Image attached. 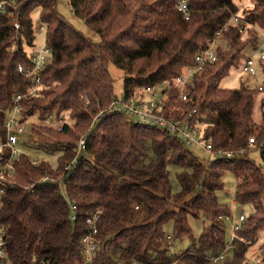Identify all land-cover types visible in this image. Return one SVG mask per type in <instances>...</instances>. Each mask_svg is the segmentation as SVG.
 <instances>
[{"label": "trees", "instance_id": "trees-1", "mask_svg": "<svg viewBox=\"0 0 264 264\" xmlns=\"http://www.w3.org/2000/svg\"><path fill=\"white\" fill-rule=\"evenodd\" d=\"M243 1L189 0L193 12L186 20L176 0H67L72 14L99 35V42L60 13L58 0H15L0 13V142L6 141L13 97L28 94L21 102L23 125L30 124L26 144L58 155L57 166L27 153L16 163L17 182L5 188L0 208L10 264H84L86 221L97 210L95 264H253L251 248L262 241L264 250V146L252 148L248 142L256 135L264 144V113L255 127L264 91L220 86L264 42V0ZM233 14L239 16L237 24ZM243 21L250 25L245 33L240 31ZM39 26L54 58L30 96L31 80L17 68L32 66L29 54ZM220 40L225 47L216 46ZM213 41L216 60L188 80L190 100L183 103L180 89L169 90L164 83L173 84L193 67ZM111 65L123 72L125 97L155 87L167 95L166 115L184 118L200 107L196 122L203 125L204 142L212 145L209 157L199 159L181 137L107 112L118 97ZM259 67L264 84V61ZM51 115L62 120L61 131L46 123ZM32 117L38 122H29ZM82 138L84 151H79ZM228 152L234 157L218 156ZM254 152L260 163L252 158ZM7 155L5 148L0 159ZM177 166L186 172L178 175L181 191L173 193L171 168ZM227 173L239 180L235 200L253 208L230 239L224 218L232 211L218 198ZM136 206L145 212L143 218ZM199 215L210 225L195 237L189 216ZM187 239L189 245L176 251Z\"/></svg>", "mask_w": 264, "mask_h": 264}, {"label": "built area", "instance_id": "built-area-1", "mask_svg": "<svg viewBox=\"0 0 264 264\" xmlns=\"http://www.w3.org/2000/svg\"><path fill=\"white\" fill-rule=\"evenodd\" d=\"M15 0H2L0 1V13H6L10 6L14 5ZM176 8L180 13L183 14L186 20H189L193 10L190 7L189 0H176ZM12 17L13 13L10 14ZM15 28L18 30L20 24L16 18L13 20ZM232 21L237 24L240 19L238 14H233ZM244 24V25H243ZM250 25L245 21L242 22L240 31L242 33L246 32L247 27ZM40 34L44 36V27L39 26ZM261 35L264 37V31L261 30ZM221 36L220 32H217L215 39H219ZM215 41L210 43V46L201 51L195 58V65L191 68H186L183 74L174 80V83H164L167 88L180 89L179 98L183 103L190 100V89L187 82L190 78H193L197 73L204 70L207 62L216 60V50L214 49ZM257 58L254 56L247 57L242 65V69L245 73L255 76L259 69V63L264 61V42L256 50ZM32 66L25 69L23 66H18L17 71L20 74H24L27 78L31 80V87L29 90V95L33 96L39 88L41 72L47 64L54 58L53 51L44 43L41 49L35 52H30L29 54ZM259 91H264V86H258ZM28 94H18L13 97L12 107L8 115L6 122L7 135L6 141L4 143L0 142V152L5 148L8 149V155L0 159V208L3 205L2 195L5 192V188L15 186L17 179L15 177L16 173V163L21 160V158L26 154L22 146L26 144L25 133L26 129L23 123L22 116V105L23 99L27 98ZM168 102L167 95L161 88L147 87L146 90L141 95H133L125 97H116L111 103L107 112L124 114L130 116L133 122L143 126H153L159 128L162 131L167 132L171 136L181 137L187 144L192 146H204L205 149L211 153L212 145L210 143H205L202 138V128L196 125L198 119V114L200 107L193 109L191 112L186 114V117H173L172 113L166 115L164 111V104ZM105 115L101 113L100 117ZM182 118V119H181ZM46 123L53 124L59 131L62 130V120H55L54 116L51 115L46 119ZM199 124V123H197ZM200 125V124H199ZM85 139L82 138L78 143L79 151H84ZM248 145L252 148L261 149L264 144L258 142L256 135H252L249 138ZM225 155L227 158L234 157V153H220L218 156ZM32 163L37 165L38 161L33 160ZM43 179L42 181H45ZM36 184L32 187L34 188ZM139 206H136V210ZM100 210H97L87 218V224L89 226V232L83 238L84 245V264H95V260L98 256L99 245L96 239L98 234V220L100 217ZM75 217H72L74 220ZM226 221H230V217L224 218ZM246 220V216L242 213L238 220L232 222L231 233L232 238L236 231L240 230L241 226ZM167 245H171V236L166 239ZM6 237L3 229H0V264H10L6 253ZM173 251V250H172ZM221 256L220 258H222ZM214 258L213 261L217 262L219 259Z\"/></svg>", "mask_w": 264, "mask_h": 264}, {"label": "rangeland", "instance_id": "rangeland-1", "mask_svg": "<svg viewBox=\"0 0 264 264\" xmlns=\"http://www.w3.org/2000/svg\"><path fill=\"white\" fill-rule=\"evenodd\" d=\"M243 4L247 5V0H244ZM58 10L65 17H67L69 19V21L78 30L82 31L86 36L90 37L95 42L100 41L99 35L94 30H92L90 27H88L83 20L79 19L74 14H72L67 0H58ZM38 15H39L38 13L35 14L34 20H38ZM44 43H45L44 36L42 34H39L36 38V41H35L36 47L31 52H35L36 50L41 49L44 46ZM218 45L225 47L226 43L224 41L220 40V41L216 42V46H218ZM246 52H247V54H249L250 50L246 51ZM252 53H253V51H252ZM252 55L257 58V52H254ZM243 62L244 61L241 62L240 66L238 68L232 69L230 71V74L221 81L220 86L222 88H238V87H241L242 85H248L250 88H257L260 85H264V84H262L263 83L262 71L259 70L255 76L249 75V74L245 73L242 69ZM109 70H110V73L114 79V93L116 96L121 97L124 94V84H123V78H122L123 72L120 69H118L117 67H115L114 65H111L109 67ZM263 96H264V94H263ZM261 97H262V95H261ZM263 113H264V109L262 108L261 103L259 102V104L257 103L256 109H255V127H257L260 124V122L262 120ZM180 114L179 115L182 116V114H184V113L181 112ZM29 122H38V119L36 117H32V118H30ZM196 125L199 128L200 127L203 128L202 124L199 125L196 123ZM25 128L27 131L30 130L29 129L30 124L27 123L25 125ZM35 135L36 134H33V137L37 136V135L36 136ZM31 146H32V144L31 145L25 144L23 146V149L25 150V152L27 154H31V156L33 158L38 159V160H43V159L48 160L53 166H57L58 155L50 156V154H46V153L44 154L42 152H36V151L32 150ZM189 150L201 160L209 157V152L202 145L201 146L196 145V146L189 147ZM251 156L258 163H260L261 158H260V154L258 152L252 153ZM184 172H186V170L184 167H181V166L171 168V177L170 178H171L173 193H178L181 191V184L178 180V175L180 173H184ZM223 180H224V189L218 193V198L220 199V201L228 203L230 205V208L232 211V215L230 216V221H228L226 223L227 237L230 239V236H231L230 230H231L232 222L237 221L239 216L242 213L245 216H248L252 212L253 208H252V205H249V204L242 205L235 200L236 187L239 183V180L234 175L227 173L224 175ZM137 211H138L137 212L138 218H143L145 212L142 211L141 208ZM189 222H190V226L193 230V234L195 237H198L200 235V233L202 232V230L205 226L210 225L209 221L205 220L202 215H199L197 218H195L193 216H189ZM171 231H172V223H170L167 226V232L171 233ZM96 239H97V236H96ZM189 243L190 242L187 239V240L183 241V243L178 244L176 246V251L181 252L180 250H182V249L184 250L189 245ZM261 243H262V241L259 242L258 244H256L255 246H253L250 250L249 259L251 260V262L253 264H264V250H262Z\"/></svg>", "mask_w": 264, "mask_h": 264}]
</instances>
